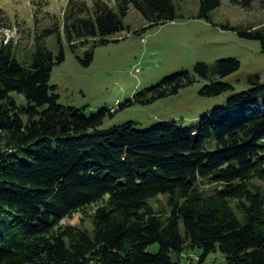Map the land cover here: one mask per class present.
I'll return each mask as SVG.
<instances>
[{
  "label": "trees",
  "instance_id": "trees-1",
  "mask_svg": "<svg viewBox=\"0 0 264 264\" xmlns=\"http://www.w3.org/2000/svg\"><path fill=\"white\" fill-rule=\"evenodd\" d=\"M223 1L200 0L196 18L212 22ZM255 1L231 3L250 9ZM114 2L112 7L104 0L92 5L69 0L62 26L36 37L27 65L18 61L12 45L0 43V264H181L197 248L202 260L220 250L228 264H264V191L253 184H264L259 75L249 77L247 90L235 93L224 80L241 63L226 58L166 77L115 112L177 96L200 80L206 82L201 97L231 94L188 122L148 129L134 122L103 129L113 110L88 115L60 103L51 78L66 61L61 31L74 52L95 40L79 58L89 67L98 45L131 31L125 19L132 8L144 16L147 29L185 18L173 0ZM224 29L259 41L264 51V27ZM53 34L57 54L46 45ZM12 93L27 105L19 106ZM201 183L222 188L207 195ZM160 196L167 197L168 214L151 205ZM93 206L98 207L89 215ZM76 213L92 219L94 236L83 226L61 225ZM156 244L154 252L150 248Z\"/></svg>",
  "mask_w": 264,
  "mask_h": 264
},
{
  "label": "rangeland",
  "instance_id": "rangeland-1",
  "mask_svg": "<svg viewBox=\"0 0 264 264\" xmlns=\"http://www.w3.org/2000/svg\"><path fill=\"white\" fill-rule=\"evenodd\" d=\"M69 0H0V43L12 45L15 56L22 64L30 63L34 52L36 37L44 31L62 26L63 13ZM92 5L93 0H86ZM112 7L114 0H104ZM178 11L185 18L147 29L149 23L135 8L129 11L125 24L131 29L110 38L107 45H98L94 61L89 67L81 64L79 58L95 40H88L85 47L79 46L75 52L65 40L66 61L54 68L51 85L57 86L60 103L85 109L88 115L100 110H113V113L135 95L157 85L166 77L182 71H193L198 62L214 64L220 59L235 58L241 68L224 81L230 83L235 93L249 88L248 79L259 75L264 84V51L259 41L243 38L238 32L224 29L225 26L246 28L264 27V6L255 1L252 8L243 9L224 0L222 5L211 14L212 22L197 19L200 0L177 2ZM138 32V33H136ZM80 44V42H78ZM47 48L58 53L56 34L46 38ZM206 84L200 80L195 85L180 91L177 96L161 99L148 106L135 104L107 115L103 129L134 122L140 129H148L170 121H189L211 110L217 104H223L229 94L220 98H205L199 95ZM19 106L27 105V100L18 93H12ZM253 184H264L254 180ZM200 189L207 195L214 194L221 185L201 183ZM155 210H164L167 214V197L160 196L151 201ZM98 206L89 209L93 214ZM243 222L242 214L237 211ZM62 226H83L94 236L92 219L82 213H76L65 219ZM157 252L159 246L150 248ZM176 257V256H175ZM199 248L187 252L181 264H228L220 251L203 259Z\"/></svg>",
  "mask_w": 264,
  "mask_h": 264
}]
</instances>
